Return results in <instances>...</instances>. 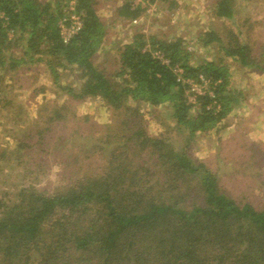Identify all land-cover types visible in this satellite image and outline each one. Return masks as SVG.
<instances>
[{
  "label": "trees",
  "instance_id": "obj_1",
  "mask_svg": "<svg viewBox=\"0 0 264 264\" xmlns=\"http://www.w3.org/2000/svg\"><path fill=\"white\" fill-rule=\"evenodd\" d=\"M60 2L0 0L15 29L9 38L0 22V68H14L27 58L42 60L41 54L53 73L58 67L78 71L79 90L63 89L79 99L99 97L122 112L126 131L107 136L106 145L116 144L101 174H85L50 194L23 186L13 202L0 200V264H264V209L240 205L222 193L216 176L188 155V147L176 150L168 138L148 135L138 124L139 114L126 104L129 99L169 106L177 128L188 131V146L197 132L220 126L241 100V92L228 90L230 71L223 59L195 64L183 37L138 32L119 47L117 69L107 74L96 64L107 35L96 2L77 0L83 27L68 42L60 33ZM234 6V0H219L215 15L233 20ZM141 13L129 2L117 9L125 19ZM236 35L223 46L226 56L264 72ZM199 39L204 47L222 42L213 31ZM153 50L171 65L161 63ZM175 67L183 69V79L209 78L214 96L206 91L197 104L189 103L188 85L178 81ZM62 119L66 114L56 107L47 124ZM22 148L30 154L32 146L18 141L0 158Z\"/></svg>",
  "mask_w": 264,
  "mask_h": 264
},
{
  "label": "rangeland",
  "instance_id": "obj_2",
  "mask_svg": "<svg viewBox=\"0 0 264 264\" xmlns=\"http://www.w3.org/2000/svg\"><path fill=\"white\" fill-rule=\"evenodd\" d=\"M67 1L60 2L62 12ZM94 1L107 26L96 64L107 74L117 69L119 47L130 42L136 33L171 39L172 27L183 21L186 2L195 4L187 11L191 26L186 34V49L195 64V60L223 59L230 71L228 90L241 92L232 116L228 115L208 133L197 132L187 146L188 131L177 128L169 106L152 107L129 99L126 104L139 114L138 124L148 135L168 138L176 150L188 147V155L203 162L216 176L222 193L240 205L249 203L257 210L264 209V72L242 66L226 56L223 48L237 34L264 68V0H248L244 12L239 9L242 0H234V22L217 17L212 20V12L204 7H212L219 0H156L150 6L151 11L142 7L139 25L117 15L118 7L125 3L122 0ZM209 16L211 24L207 32L218 34L222 42L204 47L199 37L203 35L201 25L205 27ZM192 19L195 23H190ZM38 56L42 60L27 58L14 68H0V153L3 149H14L18 141L32 146L30 154H26L28 148H22L21 153L0 158V200L7 203L17 198L23 186L32 185L50 194L65 189L85 174H101L110 164L108 158L116 144L106 145L107 136L126 131L118 115L122 117L123 113L101 98L79 99L63 89L70 86L79 90L78 71L58 67L53 73L44 60L46 56ZM56 107L66 114V119L50 127L48 117ZM188 185L192 189L191 180Z\"/></svg>",
  "mask_w": 264,
  "mask_h": 264
},
{
  "label": "built area",
  "instance_id": "obj_3",
  "mask_svg": "<svg viewBox=\"0 0 264 264\" xmlns=\"http://www.w3.org/2000/svg\"><path fill=\"white\" fill-rule=\"evenodd\" d=\"M123 2H129L133 7L140 6L141 8L148 9L151 11L150 6L154 5L156 0H122ZM81 11L78 10L77 0H69L66 2V7L62 12L61 19L59 21L60 33L64 42H68L75 34H77L83 27V17ZM9 15L5 10L0 9V22L3 28L6 29L9 38H13L15 35V29L10 26ZM142 20L141 16L134 17L130 19L132 25H139ZM144 33V32H143ZM150 46L147 45L144 49H149ZM153 56L161 61V63L166 65H171L170 59L165 56L160 50H153ZM174 71L178 75V81L183 82L188 85L187 93L188 101L192 104H197V96L204 94L208 91L211 96L213 95V90L210 89L211 81L204 75H199L198 78L194 79H183L182 73L183 69L181 67H175ZM219 82V81H218ZM216 86V82L213 83ZM216 87H214L215 89Z\"/></svg>",
  "mask_w": 264,
  "mask_h": 264
},
{
  "label": "crops",
  "instance_id": "obj_4",
  "mask_svg": "<svg viewBox=\"0 0 264 264\" xmlns=\"http://www.w3.org/2000/svg\"><path fill=\"white\" fill-rule=\"evenodd\" d=\"M180 2V1H179ZM242 5H241V7H239V9L241 10V11H243L244 12V9H245V11H246V7H248V0H242ZM195 4L194 3H189L188 1L186 2V9L187 10H185L184 11V13H182V23H179L177 26H175V27H172V31H173V36L174 37H172V38H177V37H183L185 40L187 39V35L186 34H189V27L191 26V24H188V21H187V18H188V16H190L189 14H187V11H189L190 10V7L191 6H194ZM216 5V4H215ZM215 5L213 6L212 5V7H211V9H210V7H204V8H207L206 9V11L208 10V11H211L212 12V20H214V18L215 17H217L216 15H215ZM235 10H234V18H235ZM245 15H246V12H245ZM175 16V15H174ZM174 16H173V18H174ZM234 18H233V20H234ZM216 19H220V20H223V18H219V17H217ZM206 21H207V24L205 25V27L204 26H202L201 25V28L203 27V32H202V34H204V33H206L207 32V30H209V27H210V21H211V16H209V18L207 17V19H205ZM204 22V21H203ZM190 23H195L194 22V20L192 19L191 21H190ZM202 23V22H201ZM185 25V26H184ZM179 30H182L181 32H179ZM181 33H183V35H180ZM189 36V35H188ZM208 60H211V59H208ZM196 64H197V62H196ZM231 114V113H230ZM229 114V116H232V115H230ZM227 118V117H226ZM232 127H233V125H232ZM262 129L264 130V126H262ZM261 133H263V131H260ZM199 133H202V132H199ZM206 133H208V132H206Z\"/></svg>",
  "mask_w": 264,
  "mask_h": 264
}]
</instances>
